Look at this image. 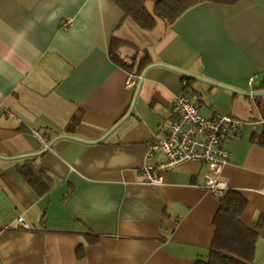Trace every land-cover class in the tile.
I'll return each mask as SVG.
<instances>
[{"label": "crops", "instance_id": "obj_1", "mask_svg": "<svg viewBox=\"0 0 264 264\" xmlns=\"http://www.w3.org/2000/svg\"><path fill=\"white\" fill-rule=\"evenodd\" d=\"M115 39L139 46L119 52L137 71L148 56L132 88L112 57ZM182 92L209 118L264 119V0L203 2L146 31L112 0H0V264H196L207 255L221 198L205 186L208 166L181 164L160 185L143 173L147 145L177 119L172 99ZM224 146L221 178L246 199L241 220L258 232L254 262L264 264V124L231 132ZM166 160L157 152L151 164ZM31 165L46 193L25 176Z\"/></svg>", "mask_w": 264, "mask_h": 264}, {"label": "built area", "instance_id": "obj_2", "mask_svg": "<svg viewBox=\"0 0 264 264\" xmlns=\"http://www.w3.org/2000/svg\"><path fill=\"white\" fill-rule=\"evenodd\" d=\"M70 23L67 20L63 27ZM144 79L142 73L130 74L125 82L127 88H132ZM184 84L188 83L186 78ZM254 84L253 78L249 80ZM172 105L177 113V119L168 127L166 135L152 139L147 145L143 173L145 182L160 185L164 183V171L176 168L187 162H200L206 164L209 173L205 176V186L216 196L225 195L230 189L227 182L221 178L224 167L229 162V151L224 146L225 137L231 132L236 134L251 124L256 130L264 124V119L245 120L231 114L218 112L214 117L201 114L199 104L193 100L189 93L176 94ZM157 152H163L167 160L160 164H151ZM18 221L25 229H30V224L23 216Z\"/></svg>", "mask_w": 264, "mask_h": 264}, {"label": "trees", "instance_id": "obj_3", "mask_svg": "<svg viewBox=\"0 0 264 264\" xmlns=\"http://www.w3.org/2000/svg\"><path fill=\"white\" fill-rule=\"evenodd\" d=\"M123 11L126 18H131L139 24L142 29L153 30L162 22L166 26L175 23L187 10L203 2H214L219 4H236L241 0H151L152 9L147 7L150 0H112ZM112 57L115 61L131 72L133 75L140 74L145 64L149 63L146 55L140 60L138 71L134 68V62H127L120 56V48L129 46L139 53V46L127 40L115 39L111 45ZM137 57V56H135ZM135 69V70H134ZM187 79V78H186ZM189 81V78L187 79ZM29 167V169H28ZM25 176L41 194L51 189V186L43 180L41 172L35 170L34 166H28ZM247 205L246 199L239 192L229 189L221 196L220 207L214 219L216 228L215 237L210 252L199 257L196 264H256L254 262L256 243L259 234L250 229L242 220L241 215ZM263 221L259 224L262 227ZM77 256H84V248L80 246Z\"/></svg>", "mask_w": 264, "mask_h": 264}, {"label": "rangeland", "instance_id": "obj_4", "mask_svg": "<svg viewBox=\"0 0 264 264\" xmlns=\"http://www.w3.org/2000/svg\"><path fill=\"white\" fill-rule=\"evenodd\" d=\"M147 7L149 9H152V1L151 0L147 2ZM160 23L162 24V22H160ZM262 98H263V95L257 96V100H254V102H262V100H261Z\"/></svg>", "mask_w": 264, "mask_h": 264}]
</instances>
